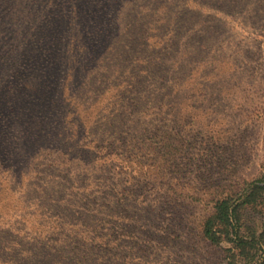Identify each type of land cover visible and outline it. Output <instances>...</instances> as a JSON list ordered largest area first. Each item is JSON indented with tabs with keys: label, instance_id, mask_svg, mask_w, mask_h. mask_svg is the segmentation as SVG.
<instances>
[{
	"label": "rangeland",
	"instance_id": "obj_1",
	"mask_svg": "<svg viewBox=\"0 0 264 264\" xmlns=\"http://www.w3.org/2000/svg\"><path fill=\"white\" fill-rule=\"evenodd\" d=\"M249 195L264 264V0H0V264H141L110 213L145 264H243L203 223Z\"/></svg>",
	"mask_w": 264,
	"mask_h": 264
},
{
	"label": "trees",
	"instance_id": "obj_2",
	"mask_svg": "<svg viewBox=\"0 0 264 264\" xmlns=\"http://www.w3.org/2000/svg\"><path fill=\"white\" fill-rule=\"evenodd\" d=\"M250 201V195L247 196L246 200H244V202L242 203H239L238 200H234L230 197L223 198L216 204L213 214L210 215L203 223V235L206 237V239L211 243H218L224 239L228 242H231L233 244L234 250H238L239 255L242 256L243 264H249L251 262L249 256L251 255L252 250L250 248H247L250 242L248 238L244 237L241 234L242 225L240 207L242 204H247ZM116 206L120 210H124V207H122L123 204H119ZM115 210H117V208ZM107 219L108 222H106V224L108 223V226L105 225V227H107L108 230H105L101 236V238L104 237L102 238L103 240L101 239V244L107 249L106 251L112 252L113 255L126 253V255L128 256L133 255V252L137 250L140 252V254L138 255V260L141 264H145V247L142 246L144 245V243L138 241L137 239H135V237H133V239L124 240V237L122 238L121 234H118L115 230L116 226L118 225L117 218L113 219V215L110 213ZM77 231L80 233L78 235H82L81 237L87 240V236L84 237L82 234L84 233L83 230H79V228H77ZM92 231H95V229H93ZM112 238L117 239L114 245L112 243L114 242ZM82 243L83 244L78 245L77 248V244L74 243V246H72V248L74 249L71 251H74L76 253L82 252L81 254L83 256H88L86 250H91L96 247L94 244L93 246H88L89 244H84V242ZM63 251L64 249L58 248L56 251L51 252L55 254H61L63 253ZM231 257L236 258V255H234L233 253V256ZM230 264H239V262Z\"/></svg>",
	"mask_w": 264,
	"mask_h": 264
}]
</instances>
